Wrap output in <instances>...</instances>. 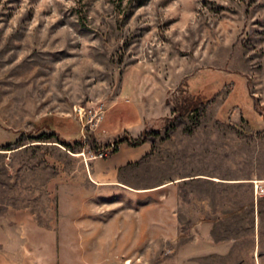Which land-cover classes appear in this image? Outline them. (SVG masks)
<instances>
[{
	"label": "rangeland",
	"instance_id": "374dc122",
	"mask_svg": "<svg viewBox=\"0 0 264 264\" xmlns=\"http://www.w3.org/2000/svg\"><path fill=\"white\" fill-rule=\"evenodd\" d=\"M188 94L205 106L175 112ZM118 96L120 108L138 101L159 133L128 183L108 188L87 174L91 139L106 144L87 120ZM54 129L76 150L38 138ZM255 179L264 180V0H0V202L51 195L59 224L61 198L69 245L82 226L142 228L146 252L117 261L171 264L173 242L205 211L244 212L246 228L259 201L264 218Z\"/></svg>",
	"mask_w": 264,
	"mask_h": 264
},
{
	"label": "crops",
	"instance_id": "0c3cea01",
	"mask_svg": "<svg viewBox=\"0 0 264 264\" xmlns=\"http://www.w3.org/2000/svg\"><path fill=\"white\" fill-rule=\"evenodd\" d=\"M119 96L104 110L99 121V129L105 131V143L124 132L138 138L151 125L147 110L138 101L130 109L120 108ZM152 148L150 138L139 145L122 142L116 151L105 156L87 157V174L99 186L118 187L128 183L124 177ZM52 199L51 195L22 196L15 201L0 202V264H133L118 262V255L130 259L128 253L146 252V230L142 228L122 231L109 226L98 229L82 226L75 230V244L69 245L66 223H61L62 199L55 201L60 204L59 224H53ZM207 212L195 217L194 220H202L189 229L185 241L173 242L171 264H264V218L259 201L249 213L246 228L241 221L244 212L232 209L217 211L215 215ZM68 251L75 252L73 261L62 254Z\"/></svg>",
	"mask_w": 264,
	"mask_h": 264
},
{
	"label": "trees",
	"instance_id": "16d2710c",
	"mask_svg": "<svg viewBox=\"0 0 264 264\" xmlns=\"http://www.w3.org/2000/svg\"><path fill=\"white\" fill-rule=\"evenodd\" d=\"M204 104L205 103H203L201 100V96L188 94L183 98V101L176 104L174 111L177 113H180V114L184 113V112H195L196 113L200 110V108L202 106H205ZM172 118L173 119H171L170 125L166 128L167 136L170 135L171 130L176 128V116L172 117ZM151 131L154 134L159 133V130H157V129L146 128L140 137L133 138L128 132H124V133L118 135L116 138H114L112 142H108L105 145H98L96 140L94 138H92L90 141V146H91L92 150H94V152H101V151L113 152V151H116L118 149L119 144L122 142H128L132 145H139V144L145 142L146 140H148L150 138L149 134ZM52 137L55 138V141H57V142L61 143L62 145L68 147L72 151L76 150V146L73 145L72 142L69 141L68 139L62 137L59 134V132L56 131L55 129L51 133L47 134L45 132H42L41 134L38 135V138H40V140H47V139L52 138ZM77 142L82 144V141L78 140ZM16 144H18V142H16ZM13 148L14 147L12 144H8V145H6V147H3L2 149H13Z\"/></svg>",
	"mask_w": 264,
	"mask_h": 264
},
{
	"label": "built area",
	"instance_id": "2783aa9c",
	"mask_svg": "<svg viewBox=\"0 0 264 264\" xmlns=\"http://www.w3.org/2000/svg\"><path fill=\"white\" fill-rule=\"evenodd\" d=\"M103 112H104V109L101 111L100 114H96V113L95 114H91L89 119L87 120V124H90V125L93 124L94 126H97L98 122L101 119V116H102ZM80 115H81L82 118H84V116H85L84 113H83V109L82 108H80ZM95 119H97V120L95 121ZM84 125H86V123H84ZM105 155H106V152L105 151H101V152L93 153L92 156L93 157H97V156H105ZM253 182H254L255 195L257 197H264V180L255 179Z\"/></svg>",
	"mask_w": 264,
	"mask_h": 264
}]
</instances>
